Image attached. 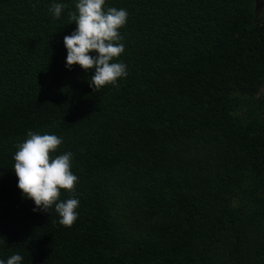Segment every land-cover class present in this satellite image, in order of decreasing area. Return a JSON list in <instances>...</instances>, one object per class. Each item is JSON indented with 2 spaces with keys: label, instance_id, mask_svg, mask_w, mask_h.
<instances>
[{
  "label": "trees",
  "instance_id": "16d2710c",
  "mask_svg": "<svg viewBox=\"0 0 264 264\" xmlns=\"http://www.w3.org/2000/svg\"><path fill=\"white\" fill-rule=\"evenodd\" d=\"M53 0H0V258L23 264H264V11L255 0H106L125 8L127 76L65 66ZM260 2V0H259ZM257 13V15H256ZM71 151L78 218L33 211L17 145Z\"/></svg>",
  "mask_w": 264,
  "mask_h": 264
},
{
  "label": "clouds",
  "instance_id": "9594fccd",
  "mask_svg": "<svg viewBox=\"0 0 264 264\" xmlns=\"http://www.w3.org/2000/svg\"><path fill=\"white\" fill-rule=\"evenodd\" d=\"M61 2L50 6L54 18H60L65 8ZM77 11L72 12L76 28L64 36L67 49L66 64H75L91 70L90 85L100 88L117 84L118 78L126 77L127 65L119 60L125 50L120 29L127 23L129 12L125 8L108 6L106 0H75ZM63 137L55 133L29 131L27 138L17 145L14 154V171L17 186L25 198L34 201L33 211L49 212L54 206L59 223L71 226L78 218L79 197L60 199L61 189L75 191L78 176L71 170L73 153L66 151L55 155ZM24 257L16 252L0 264H23Z\"/></svg>",
  "mask_w": 264,
  "mask_h": 264
},
{
  "label": "water",
  "instance_id": "95a60500",
  "mask_svg": "<svg viewBox=\"0 0 264 264\" xmlns=\"http://www.w3.org/2000/svg\"><path fill=\"white\" fill-rule=\"evenodd\" d=\"M259 0H255V3H254V11L256 12L258 10V7H259V3H258ZM257 15V13H256Z\"/></svg>",
  "mask_w": 264,
  "mask_h": 264
},
{
  "label": "rangeland",
  "instance_id": "374dc122",
  "mask_svg": "<svg viewBox=\"0 0 264 264\" xmlns=\"http://www.w3.org/2000/svg\"><path fill=\"white\" fill-rule=\"evenodd\" d=\"M258 13H260V12H262V11H264V7H262V5L260 6L259 5V7H258ZM262 92L264 91V90H261Z\"/></svg>",
  "mask_w": 264,
  "mask_h": 264
},
{
  "label": "flooded vegetation",
  "instance_id": "af4514ba",
  "mask_svg": "<svg viewBox=\"0 0 264 264\" xmlns=\"http://www.w3.org/2000/svg\"><path fill=\"white\" fill-rule=\"evenodd\" d=\"M258 3L260 6L262 5V7H264V0H260V2L258 1Z\"/></svg>",
  "mask_w": 264,
  "mask_h": 264
}]
</instances>
